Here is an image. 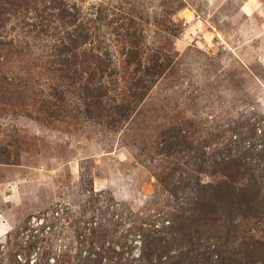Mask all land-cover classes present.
<instances>
[{
  "label": "rangeland",
  "instance_id": "374dc122",
  "mask_svg": "<svg viewBox=\"0 0 264 264\" xmlns=\"http://www.w3.org/2000/svg\"><path fill=\"white\" fill-rule=\"evenodd\" d=\"M141 239L264 264V0H0V264Z\"/></svg>",
  "mask_w": 264,
  "mask_h": 264
},
{
  "label": "trees",
  "instance_id": "16d2710c",
  "mask_svg": "<svg viewBox=\"0 0 264 264\" xmlns=\"http://www.w3.org/2000/svg\"><path fill=\"white\" fill-rule=\"evenodd\" d=\"M177 218L179 219L180 217L178 216ZM141 240L142 241L140 244L141 245L140 252L137 256L138 258L131 256V254L128 252H127V256H126L125 250H120L122 247H121V244H118V245H115L117 248L112 249L113 251L111 254V259L113 260L114 259L113 257H116V256L121 257L124 254L122 261H120L119 258H117L116 261H114V263L126 264V262L127 261L129 262L130 259H132L133 261H137L139 259L140 260L145 259L146 260L145 264H155L153 262L154 258L152 257L153 256L152 253L155 252L156 250L154 248H151L152 246L150 247V245L148 244L147 241H143V239H141ZM93 241H95V240L93 239ZM94 251H97V252H94ZM107 252L108 251H104V250L98 251V250H96L95 247H91V248H89L88 251L86 250V252H85L86 254L80 255V257L78 258L79 259L78 264H102V261H103L105 254ZM29 253H30V251L25 255V257H26L25 262H22V259L18 258L19 254H21V253L20 252H12L11 254H9L8 261L10 262V264H32V263H30V259H29L30 255H28ZM95 253H97V255L93 256V255H95ZM252 255H254V254H252ZM161 257H162V255H161ZM251 259H256V258H254V256H253V258H251ZM158 261H160V260L158 259ZM56 262H57V264H59L60 260L58 259ZM138 262H140V261H138ZM173 263L174 264H183L182 259H178L176 261H173ZM33 264H35V263H33ZM40 264H51V263L48 262V258H47V260L40 262Z\"/></svg>",
  "mask_w": 264,
  "mask_h": 264
}]
</instances>
